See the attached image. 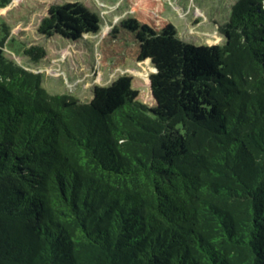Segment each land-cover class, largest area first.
<instances>
[{
	"label": "trees",
	"instance_id": "trees-1",
	"mask_svg": "<svg viewBox=\"0 0 264 264\" xmlns=\"http://www.w3.org/2000/svg\"><path fill=\"white\" fill-rule=\"evenodd\" d=\"M129 1L98 64L150 60L153 103L128 73L88 102L50 93L0 23V264H264V0H237L224 44L198 46L163 0ZM100 25L75 1L37 32L76 43Z\"/></svg>",
	"mask_w": 264,
	"mask_h": 264
},
{
	"label": "rangeland",
	"instance_id": "rangeland-1",
	"mask_svg": "<svg viewBox=\"0 0 264 264\" xmlns=\"http://www.w3.org/2000/svg\"><path fill=\"white\" fill-rule=\"evenodd\" d=\"M81 2L101 20L100 32L85 35L72 43L60 35L44 38L38 32L41 20L50 6L66 2ZM129 0H14L0 10V23L10 27L6 54L25 68L41 73L43 85L52 94H72L82 102L93 98L95 85H108L119 75L128 73L134 77L133 86L140 91L142 102L153 103L149 76L155 72L150 61L129 60L122 69L113 70L110 65L98 64V45L101 39L118 22L133 16L136 6ZM237 0H163V17L172 22L179 36L193 45L224 44L219 27L231 15V7ZM41 45L47 58L33 63L23 51L30 45ZM76 63H81L80 68Z\"/></svg>",
	"mask_w": 264,
	"mask_h": 264
},
{
	"label": "crops",
	"instance_id": "crops-1",
	"mask_svg": "<svg viewBox=\"0 0 264 264\" xmlns=\"http://www.w3.org/2000/svg\"><path fill=\"white\" fill-rule=\"evenodd\" d=\"M148 61H150V60H147L146 62H148ZM76 64H77V66L80 68L81 63H76Z\"/></svg>",
	"mask_w": 264,
	"mask_h": 264
},
{
	"label": "built area",
	"instance_id": "built-area-1",
	"mask_svg": "<svg viewBox=\"0 0 264 264\" xmlns=\"http://www.w3.org/2000/svg\"><path fill=\"white\" fill-rule=\"evenodd\" d=\"M105 36V35H104ZM29 70V69H28ZM36 73H38V72H36Z\"/></svg>",
	"mask_w": 264,
	"mask_h": 264
},
{
	"label": "water",
	"instance_id": "water-1",
	"mask_svg": "<svg viewBox=\"0 0 264 264\" xmlns=\"http://www.w3.org/2000/svg\"><path fill=\"white\" fill-rule=\"evenodd\" d=\"M155 71H156V69H155Z\"/></svg>",
	"mask_w": 264,
	"mask_h": 264
}]
</instances>
